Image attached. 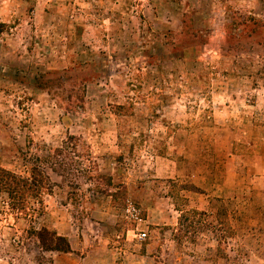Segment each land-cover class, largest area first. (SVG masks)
<instances>
[{"label":"rangeland","instance_id":"374dc122","mask_svg":"<svg viewBox=\"0 0 264 264\" xmlns=\"http://www.w3.org/2000/svg\"><path fill=\"white\" fill-rule=\"evenodd\" d=\"M0 169V264H264V0H0Z\"/></svg>","mask_w":264,"mask_h":264},{"label":"trees","instance_id":"16d2710c","mask_svg":"<svg viewBox=\"0 0 264 264\" xmlns=\"http://www.w3.org/2000/svg\"><path fill=\"white\" fill-rule=\"evenodd\" d=\"M92 64L99 69L98 62L94 61ZM129 71H131L130 68ZM34 178L35 174L33 173ZM34 186L33 182H28L23 177L0 169V191L5 190L9 197L24 199L27 194L35 191ZM35 233L43 249L61 252L70 251L69 243L63 236H58L55 232L49 231L45 227L38 228Z\"/></svg>","mask_w":264,"mask_h":264},{"label":"built area","instance_id":"2783aa9c","mask_svg":"<svg viewBox=\"0 0 264 264\" xmlns=\"http://www.w3.org/2000/svg\"><path fill=\"white\" fill-rule=\"evenodd\" d=\"M137 236H138V239L143 240L146 237V234L142 232V233H139Z\"/></svg>","mask_w":264,"mask_h":264}]
</instances>
